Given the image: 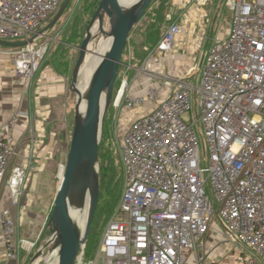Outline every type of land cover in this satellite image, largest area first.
<instances>
[{
  "label": "built area",
  "instance_id": "2783aa9c",
  "mask_svg": "<svg viewBox=\"0 0 264 264\" xmlns=\"http://www.w3.org/2000/svg\"><path fill=\"white\" fill-rule=\"evenodd\" d=\"M63 2L0 0V39L38 35ZM226 6L234 12L232 29L206 56L201 86L189 80L196 71L173 76L155 69L153 53L172 52L181 34L177 23L146 49L137 73L149 86L138 92L123 79L113 107L150 109L123 135L124 190L89 264H204L201 251L216 219L250 252L241 264H264V0H227ZM42 37L11 54L16 77L26 83L35 80L57 42L39 44ZM194 101L200 112L186 122ZM23 116L16 111L7 136L0 135V179L15 206L28 182L27 167L13 166L19 156L15 130ZM202 142L209 153L205 170ZM0 221L6 259L16 260L26 242L9 212L0 210ZM83 255L84 249L76 264H84Z\"/></svg>",
  "mask_w": 264,
  "mask_h": 264
},
{
  "label": "crops",
  "instance_id": "0c3cea01",
  "mask_svg": "<svg viewBox=\"0 0 264 264\" xmlns=\"http://www.w3.org/2000/svg\"><path fill=\"white\" fill-rule=\"evenodd\" d=\"M223 4L226 6V2ZM219 18L220 8L214 0H173V8L164 28L177 23L181 27V34L170 54L153 53L157 59L155 69L173 76H183L191 71H196L198 75L197 65L205 47L230 35L232 26L228 30H216ZM58 45L71 48V57L65 59L64 55L54 59L57 61L55 68L46 57L35 80L26 83L15 75L11 54L16 49L0 44V135L7 136L6 125L10 118L16 111H22L24 116L15 130L19 156L13 166H26L28 169V182L17 206L13 204L8 185L0 179V210L9 212L17 221L18 238L26 242L18 259H6L0 221V264H28L48 226L61 184V169L66 165L69 155L75 121L69 119V111L65 110V106L68 105L74 69L67 72V68L75 67L77 62L74 61V55L79 46L64 42H58ZM204 55L206 58L205 52L202 57ZM149 83L137 73L130 85L131 89L141 92ZM147 109H150L148 105L126 113L120 118V124H129ZM32 131L35 135H32ZM50 238L49 232L47 241ZM204 243V264H241L250 255H242L237 239L219 219H216Z\"/></svg>",
  "mask_w": 264,
  "mask_h": 264
},
{
  "label": "water",
  "instance_id": "95a60500",
  "mask_svg": "<svg viewBox=\"0 0 264 264\" xmlns=\"http://www.w3.org/2000/svg\"><path fill=\"white\" fill-rule=\"evenodd\" d=\"M69 1H64L49 26L40 31L38 35L19 44L7 43L2 40H0V44L15 49L34 44L59 22ZM152 1L142 0L141 3L127 7L122 3V0H100L84 40L78 47L79 58L74 67L71 83V90L74 92H76L75 87L79 83L82 66L86 63L89 54L96 53L91 47L96 35L92 31L97 28V33L107 34L112 38L110 49L102 58L92 77L88 106L83 116H80L77 105L69 155L66 165L61 169V184L48 222L51 238L39 250L36 257H40L50 244H53L54 250L58 249L57 264H76L81 256L100 199L99 155L106 115L114 98L115 84L131 33L144 17ZM107 21L110 26L109 33L105 32ZM204 62L205 55L200 61L198 74L202 71ZM78 193H80L81 207L85 202L84 196L88 193L89 207L84 228H80L72 216V208L78 207Z\"/></svg>",
  "mask_w": 264,
  "mask_h": 264
},
{
  "label": "trees",
  "instance_id": "16d2710c",
  "mask_svg": "<svg viewBox=\"0 0 264 264\" xmlns=\"http://www.w3.org/2000/svg\"><path fill=\"white\" fill-rule=\"evenodd\" d=\"M99 2L100 0H97L95 4L91 5V7L93 6L91 9L93 14L99 5ZM172 8L173 0L152 1L144 17L131 33L129 42L123 54L122 65L120 66L119 72L121 68L129 71L130 68L128 67H139L145 62L149 53L146 49L148 47L155 48L160 42L162 38L161 30L166 25L168 15L171 13ZM78 36L79 35L74 37L73 42L71 40H67L66 43L77 47L80 46L85 37V33L83 34V38L80 41H78ZM65 51V46L59 45L57 50L53 53V59L64 57ZM73 69L74 66L73 68L68 67L67 72H70ZM120 83H122V80L119 82V85L116 81L114 98L118 93L119 86L121 85ZM114 111L115 108L113 107V104H111L106 115L103 137L100 144V199L92 226L90 228L88 239L84 246V264H89L94 259V252L99 247L100 236L105 227V223H108V220L113 216L124 190L125 177L119 150L120 146L119 141L114 134L115 119H113L112 114ZM44 231L45 232H43L31 256L37 252V250L40 248V245L46 243L50 232L49 227L47 226Z\"/></svg>",
  "mask_w": 264,
  "mask_h": 264
},
{
  "label": "rangeland",
  "instance_id": "374dc122",
  "mask_svg": "<svg viewBox=\"0 0 264 264\" xmlns=\"http://www.w3.org/2000/svg\"><path fill=\"white\" fill-rule=\"evenodd\" d=\"M96 1L97 0H70L69 4H68V7L64 11V13H63L61 19L59 20V22L54 27L50 28L44 34V36L41 38V40L39 41V44L51 46L52 39L57 37V42L53 43V45L51 46V51L46 56L49 59V61H50L49 64L53 68L57 67V61L53 59L54 57H52V55H53L54 51H56V49L59 46L58 42L66 43L67 40H71L73 42L74 41V37L77 36V35L80 36V37L78 36V39H79L78 41H80L83 38V34L85 33V35H86L87 28L89 27V24H90V22H91V20L93 18V15H94L92 13V10H91L93 8V6L91 7V5L95 4ZM226 1L227 0H214V2L217 3V5H219V8H220L219 24H217V27H216L217 31L228 30L229 28H231V26L233 25V22H234V12L231 11L227 6H225L223 4ZM75 22H76V26H75ZM49 24L50 23H48L45 28H47L49 26ZM163 28L161 30L162 33H163ZM97 30L98 29L95 28V31H94L93 34H96V35H95L94 42L91 45L92 50L94 52L96 51V53L89 54L88 59L86 61V64H84L82 66V71H81L82 74H81V76H79L78 85L82 82L83 73L85 72V68L90 64V62L92 60H94L97 56H100V55L104 54V52L109 49V44H108V41H107L108 40L107 37L103 36L101 33H97ZM72 32H73V35H72ZM105 32H107V33L110 32V26H109L108 21L106 22V25H105ZM71 35H72V39H71ZM4 42L12 43V44H18V43L25 42V40L21 39V40L4 41ZM211 47H212V45L208 44V46L205 47V51L204 50L202 51L201 57L199 58L198 65H197L198 68H199L200 61L202 59V55L204 54V52H205L206 55H208ZM72 52L73 51H72L71 48H66V51H65V54H64L65 55V59L70 58L71 55H72ZM78 52H76V54L74 55V61H76V62H77V60L79 58V53ZM51 53H52V55H51ZM45 62H46V59L44 61V64H45ZM44 64H43V66H44ZM205 65H206V63L204 62L203 67H202V71L205 69ZM141 66H139V67H130L129 71H127L124 68H121V70L119 72V75H118L117 84L119 85V82L121 80L123 81L124 78H127L129 83L131 84V82L133 81L134 77L137 74V70ZM202 74L203 73L200 72L197 76H194L193 78H191L189 80L192 81L193 84H195L197 86H201ZM120 84L121 85L119 86V90H120V88L122 86V83H120ZM119 90H118V92H119ZM116 96H115V98H116ZM139 96H140V94H139ZM115 98H113L112 104L114 103ZM77 105H78V97L76 95V92L71 90V85H70V94H69V98H68V105L65 106V110L67 112L69 111L68 112L69 113V119H74V121H75V117H76V114H77ZM144 107H146V106H144ZM144 107H141V108H144ZM132 111H134V110H132ZM129 112L130 111H122L121 112L118 109H115V111L112 113L113 114V119H115V125H114V127H115L114 130L115 131H114V134H115V137L117 138V140L119 141V146L121 144V141H122L123 135L125 134L126 129L129 127L128 124H120V118L123 115H125L126 113H129ZM199 112H200V109H199V107H197L196 101H194L193 102L192 111L184 116V120L186 122H190L191 119L192 120L196 119V114L199 113ZM201 149H202V168H203V170H205L206 167L209 166L208 147H206V153L207 154H205V152H204V144H203V142L201 143ZM119 150H120V147H119ZM120 155H121V153H120ZM207 194H208V196L213 198L212 197V193H211V189L209 188V185L207 186ZM86 195H85V200L84 201H86V204H87V196ZM111 218L108 220V222L111 220ZM107 224L108 223L106 222L105 223V227L103 229V232L101 233L99 242H101V239L103 237V233H104V230H105ZM45 244L46 243H43L42 245H40V248L42 246H44ZM210 246H211V244H210ZM238 246H239V250L242 253V255H244L246 257V256H248L250 254L248 249H246L243 245L239 244ZM208 247H209V245H208ZM40 248L37 250V252L33 256H30L28 264H30L31 261H32L31 264H34L38 260L39 256L36 257V255H37L38 251L40 250ZM53 250H54L53 244H50L48 247H46V249L41 254L43 259L40 261V264L44 263V259L47 256H49L52 253ZM97 251H98V248L94 252V258L97 255ZM202 255L205 256V253L202 252Z\"/></svg>",
  "mask_w": 264,
  "mask_h": 264
},
{
  "label": "bare ground",
  "instance_id": "6f19581e",
  "mask_svg": "<svg viewBox=\"0 0 264 264\" xmlns=\"http://www.w3.org/2000/svg\"><path fill=\"white\" fill-rule=\"evenodd\" d=\"M141 2H142V0H122V3L127 7L131 6L133 4H136V3H141ZM94 31H95V29L92 31V33H94ZM103 36L107 37V39H108L107 41H108L109 49H110V46L112 43V38L107 34L106 35L104 34ZM108 50H106L104 52V54L97 56L94 60H92L90 62V64L85 68V72L83 73L82 82L75 87V90L77 92L78 99H79V101H78V107L79 108L78 109H79L80 116H83L86 113L92 77H93L98 65L100 64L102 58L104 57V55L107 53ZM81 74L82 73L80 72V76H81ZM84 199H85V196H84ZM77 202H78V207L76 209L72 208V216H73L75 222L78 224V226L80 228H84L85 218L87 216L88 207H89L88 206L89 205L88 204V193H87V204L85 201L82 204V207L80 206V193H78ZM42 259L43 258L41 255L34 264H40V261ZM58 259H59V254H58V249H56V250H53L52 253L44 259V263H42V264H57Z\"/></svg>",
  "mask_w": 264,
  "mask_h": 264
}]
</instances>
